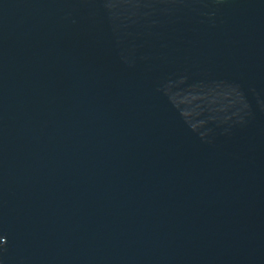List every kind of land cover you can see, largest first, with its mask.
<instances>
[{"label":"water","instance_id":"water-1","mask_svg":"<svg viewBox=\"0 0 264 264\" xmlns=\"http://www.w3.org/2000/svg\"><path fill=\"white\" fill-rule=\"evenodd\" d=\"M0 264H264V0H0Z\"/></svg>","mask_w":264,"mask_h":264}]
</instances>
